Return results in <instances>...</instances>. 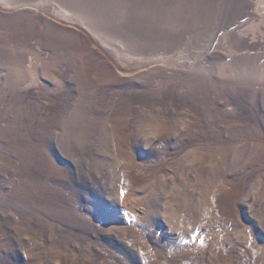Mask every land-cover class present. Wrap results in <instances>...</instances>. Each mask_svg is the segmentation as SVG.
Wrapping results in <instances>:
<instances>
[{
  "label": "rangeland",
  "instance_id": "374dc122",
  "mask_svg": "<svg viewBox=\"0 0 264 264\" xmlns=\"http://www.w3.org/2000/svg\"><path fill=\"white\" fill-rule=\"evenodd\" d=\"M10 1L0 264H264V0Z\"/></svg>",
  "mask_w": 264,
  "mask_h": 264
},
{
  "label": "clouds",
  "instance_id": "9594fccd",
  "mask_svg": "<svg viewBox=\"0 0 264 264\" xmlns=\"http://www.w3.org/2000/svg\"><path fill=\"white\" fill-rule=\"evenodd\" d=\"M187 127L188 120L184 110L169 116L159 108H142L134 119L133 134L145 150H158L164 146L165 138L179 135ZM199 151H201L199 148H191L185 152L184 156L189 158Z\"/></svg>",
  "mask_w": 264,
  "mask_h": 264
},
{
  "label": "snow or ice",
  "instance_id": "6c2138e0",
  "mask_svg": "<svg viewBox=\"0 0 264 264\" xmlns=\"http://www.w3.org/2000/svg\"><path fill=\"white\" fill-rule=\"evenodd\" d=\"M124 195H125V192H124L123 190H121V192H120V196H121V198H123ZM125 215H127V213H125ZM192 239H193V241L195 242V241H196V236H193ZM199 243H200L201 247L204 246V241H203L202 239L199 241Z\"/></svg>",
  "mask_w": 264,
  "mask_h": 264
},
{
  "label": "bare ground",
  "instance_id": "6f19581e",
  "mask_svg": "<svg viewBox=\"0 0 264 264\" xmlns=\"http://www.w3.org/2000/svg\"><path fill=\"white\" fill-rule=\"evenodd\" d=\"M0 1H1V2H4L5 4H6V3H8V4H11V3L13 4V3H14V2H12V1H10V0H0ZM5 4H4V5H5ZM14 4H16V3H14ZM23 6H24V5H23ZM14 7H16V6H14ZM21 7H22V6H21ZM24 7H25V6H24ZM29 8H30V6H29ZM67 12H68V11H67Z\"/></svg>",
  "mask_w": 264,
  "mask_h": 264
}]
</instances>
